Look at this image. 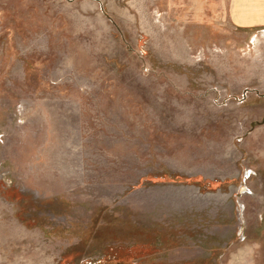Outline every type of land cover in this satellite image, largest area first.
Returning <instances> with one entry per match:
<instances>
[{
	"label": "rangeland",
	"instance_id": "rangeland-1",
	"mask_svg": "<svg viewBox=\"0 0 264 264\" xmlns=\"http://www.w3.org/2000/svg\"><path fill=\"white\" fill-rule=\"evenodd\" d=\"M0 264H264V0H0Z\"/></svg>",
	"mask_w": 264,
	"mask_h": 264
}]
</instances>
